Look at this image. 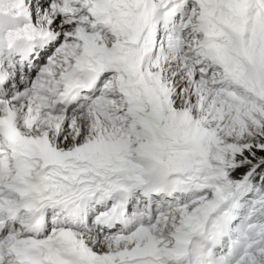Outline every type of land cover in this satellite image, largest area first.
<instances>
[{
	"label": "snow or ice",
	"instance_id": "snow-or-ice-1",
	"mask_svg": "<svg viewBox=\"0 0 264 264\" xmlns=\"http://www.w3.org/2000/svg\"><path fill=\"white\" fill-rule=\"evenodd\" d=\"M0 264H264V0H0Z\"/></svg>",
	"mask_w": 264,
	"mask_h": 264
}]
</instances>
